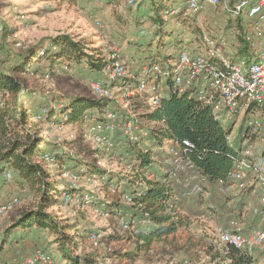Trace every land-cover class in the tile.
<instances>
[{
	"label": "rangeland",
	"instance_id": "obj_1",
	"mask_svg": "<svg viewBox=\"0 0 264 264\" xmlns=\"http://www.w3.org/2000/svg\"><path fill=\"white\" fill-rule=\"evenodd\" d=\"M182 0H137L134 7L126 0H0V71L10 73L22 80L29 91L26 102L31 108L30 120L40 127L41 138L44 139L42 147L44 154L39 158L40 163L49 171L50 179L59 189V194L53 192L55 199L46 207L49 212L58 217L65 224H77V229H68L75 237L73 254L90 256L96 260L94 264H211L210 255L206 248L210 245L206 239L216 240L217 226L225 223L224 217L230 206L244 199L245 207L242 213L243 223L246 226L254 224V210L259 207V196L255 191L245 198L247 192L238 187H226L220 183L201 181L196 172L184 169L174 189L178 192L180 212L186 217L187 225L184 231L197 242L191 252L185 247H172L164 241H156L151 246L142 247L130 233L122 230L118 219L112 213L109 216L95 211L93 204L79 205L66 203L63 199L65 192L75 188L83 193L93 194L95 199L105 203L126 205L124 195L130 193L138 183L128 186L132 178L128 168L131 156H125L129 144L120 138V131H114L116 148L104 151L98 148L88 137L86 130L98 119L101 113L93 111V118L69 122L67 118L56 121L60 115L62 104H56L55 99L60 96L93 97L89 84L92 80H107L108 75L102 71L92 69L86 62L64 61L59 58L53 64L51 73V59L35 55L25 71L14 68L26 61L23 57L29 48L52 47L51 37L70 35L75 40L87 44L90 53H101L106 59L116 52L127 67L128 76L136 73L143 65H147L145 57L148 53L161 54V59H175L183 50L193 54L205 52L203 42L204 31L215 36L227 35L238 41H229L223 51L231 59L239 58L241 40L240 18H235L223 7H207L202 14L200 23L185 19H176L165 25V31L155 35L158 25L155 10H161ZM226 1V0H223ZM162 13V12H161ZM9 30L5 35L3 30ZM155 35V36H154ZM146 42V44H143ZM264 47V45H262ZM145 49V50H144ZM260 49V48H259ZM162 62V61H161ZM49 74V78L46 75ZM160 91L164 90V81L159 83ZM121 82L111 85L114 88L115 98L110 99L116 109L118 119L137 117L142 125L156 126L155 123L143 118L145 112L141 107L140 98L132 99L122 97L124 91L120 89ZM116 95H119L117 97ZM58 106L56 116L51 119L45 117L44 110L50 111ZM40 115H44L40 118ZM263 116L264 113L254 107L250 112L243 110L240 114L225 115V125L231 126L232 141L238 140L244 147L252 145L253 158L264 163V141L262 135L246 131L247 121L251 116ZM152 144L148 139L145 144ZM159 151V150H157ZM156 152V151H155ZM159 151L153 168L163 170L161 162L167 163L169 158ZM66 163L77 164L80 161L86 164V174H77L72 167L56 161L58 157ZM131 157V158H130ZM136 160V159H135ZM137 163V161H136ZM90 165V166H89ZM94 165L105 171V177L88 174ZM165 165V164H164ZM89 166V167H88ZM64 168H68L78 175L73 180L64 175ZM108 177L112 183L108 184ZM183 184L186 186L184 187ZM74 186V187H73ZM259 189V188H258ZM257 189V190H258ZM255 190V189H254ZM247 196V197H248ZM17 198L18 202L8 211L0 213V236L18 219L23 211L36 208L39 201L38 193L26 182H21L16 176L12 181L0 177V205ZM54 199V198H53ZM227 204V205H226ZM224 220V222H222ZM227 221V220H226ZM115 233L124 239H116L110 243L104 238ZM99 234L98 238L93 235ZM55 235L34 227L25 242L8 244L11 249L4 256H0V264L11 255H33L37 250H44L51 254L57 264L68 263L63 253L58 250ZM201 239V240H200ZM13 247V248H12ZM213 251H216L213 246ZM262 257L257 254V264H264V247ZM217 264H225L220 260ZM93 264V263H89Z\"/></svg>",
	"mask_w": 264,
	"mask_h": 264
},
{
	"label": "trees",
	"instance_id": "obj_2",
	"mask_svg": "<svg viewBox=\"0 0 264 264\" xmlns=\"http://www.w3.org/2000/svg\"><path fill=\"white\" fill-rule=\"evenodd\" d=\"M155 13H158L156 16L158 25H156L154 32L157 35L160 31H165L166 24L162 19L159 8L155 10ZM240 26L242 31L241 23ZM7 31L9 32V30L5 29L2 33L5 35ZM51 41L52 47L50 48L47 46L39 48V50L33 49V47L29 48L23 56L26 61L19 63L14 68L25 71L32 58L39 54L43 58L48 57L51 59V73L54 72L53 64L59 58L67 62H86L92 69L98 71L104 70L109 65V61L104 55L96 52L90 53L86 43L81 40L77 41L70 35L63 34L51 37ZM143 44H146V42ZM238 52L239 58L245 57L249 60L253 57L250 53V45L242 37ZM161 56V54L148 53L145 57V62L150 65L170 60L161 59ZM164 83V90L163 92L160 91L161 105L156 109H150L145 92L136 91L134 93L135 98L141 99L140 104L145 111L143 118L156 123V127L153 128L145 126L149 131L148 140L154 138L155 144L166 137L189 140L194 145V148H191L185 154V158L195 165L198 176L204 177L207 182L220 183L231 188L233 181L230 177V171L243 152V145L238 140L231 142L229 139L232 133L231 126H226L216 119L212 108L201 101L193 89L179 92L171 82L164 81ZM28 91L29 89L25 87L19 77L0 71V177L4 179L5 171L11 169L13 178L16 176L22 183L26 182L39 195L37 207L23 211L20 217L0 236V256H4L5 253L10 251L9 247H7L8 244L25 242L33 228L38 227L40 230L48 231L55 235V242L58 243L59 252L63 253L64 259L68 260L66 264H94L96 260L90 256L73 254L72 248L76 241L68 229L75 230L78 225L63 223L46 208L51 201L57 200L52 193L57 192L58 195L59 189L55 186L54 181L50 179L49 171L39 161V158L44 154L42 144L45 141L41 138L38 124L30 120L31 108L28 107L26 102ZM55 102L64 106L60 111V115L56 117V121L62 120L63 117L67 118L69 122L91 119L93 118V111L97 110L101 115L93 121L95 123L105 121L108 111L117 112L113 105H110L111 100L108 98L96 99L89 96L67 97L64 95L58 99L56 98ZM254 107L257 106L252 103L247 111L250 112ZM58 108L56 106L54 110L50 111L49 118L53 119L56 116ZM120 135V138L126 140L129 144V148L125 150L124 155L131 156L133 160L136 159L135 161H137L133 171H131L133 177L129 179L127 184L128 186H133V184L138 183L139 186H135L130 192L133 197L130 204H109L96 199L93 202L94 205H103L115 218L124 213L139 216L149 213L152 219L151 224L139 226L135 230L128 232L130 237L135 239L141 247L142 245L149 247L156 241H164L172 247H185L188 252H191L197 242L190 234L184 231V227L188 226V223L186 217L179 210L178 203L182 202L178 199V192L174 189L175 183L179 179L177 178L172 186L166 185L164 181L169 160L167 163L161 162L163 167H160L163 170H155L153 165L156 162L159 151L155 152L154 149L149 148L145 144L146 138L140 141H131L122 133ZM61 160H64L63 156L58 157L56 161L64 164ZM86 165L88 164L82 161L77 164H64L65 167H74L73 170L79 175L87 173L85 172L87 170ZM151 173L154 174L153 177H150ZM88 174L91 176L95 174L101 178L105 177V171L97 165L89 169ZM112 181L113 178L108 177V184L112 183ZM183 186L186 187L184 184ZM254 188L255 185L250 186L246 190L245 198H249L248 195L254 191ZM257 189L256 192L259 194L260 189ZM245 202L244 199L237 201L235 205L230 206L228 213L233 212L232 215L242 221ZM168 205L172 206L173 214L168 213ZM263 211L264 209L262 211L259 210L258 213L256 209L255 213L254 210L255 221L254 224L248 226L249 229L258 226L262 221L264 224V220H262V217H264ZM230 216L224 217L225 222ZM116 239L123 240L124 237L111 233L104 238L105 241L110 243L115 242ZM206 250L210 255L211 263L218 260L226 263L227 259H230L232 261L231 264H257V254L262 257V252L258 253L260 249L255 257H249L233 246H227L226 254L217 250L213 251L212 245H208ZM9 263L10 257L4 264Z\"/></svg>",
	"mask_w": 264,
	"mask_h": 264
},
{
	"label": "built area",
	"instance_id": "obj_3",
	"mask_svg": "<svg viewBox=\"0 0 264 264\" xmlns=\"http://www.w3.org/2000/svg\"><path fill=\"white\" fill-rule=\"evenodd\" d=\"M103 1V0H97ZM127 4L134 7L137 0H126ZM207 7H223L235 18H240L243 27L241 37L250 45L251 59L245 57L237 61L231 59L223 51L224 46L229 41L236 42L238 38L220 35L204 31L203 42L205 52L193 54L188 50H183L175 59L167 62H157L150 65H143L136 73L127 74V67L121 60L118 53L114 52L107 60L109 65L104 69L108 75L107 80L95 79L89 84L91 95L96 99H113V83L121 82L120 89L124 91L122 97L132 99L136 91L145 92L147 103L151 110L161 105L160 82L168 81L173 84L179 92L193 89L198 98L212 108L216 119L225 123L227 114H240L243 110L247 112L249 106L254 103L257 108L264 113V0H182L164 7L161 16L165 24L176 19L190 20L200 23L203 11ZM260 48V49H259ZM49 78V74L46 75ZM119 97V95H116ZM45 117H49V111L44 110ZM43 115V116H44ZM40 115V118H43ZM151 122V121H150ZM155 123V122H153ZM156 124V123H155ZM147 127V126H146ZM142 125L137 117L118 119V116L108 111L105 121L92 123L85 132L98 148L104 151H112L116 148V140L113 137L114 131H120L131 141H140L149 138V131ZM156 127V126H154ZM150 128H153L150 127ZM246 131L252 134L262 135L264 141V115L251 116L246 125ZM232 142L231 137H229ZM152 144L149 148L154 151H161L168 155L169 161L165 172L164 181L166 185L172 186L173 182L181 176L184 169L196 172L195 165L185 158V154L194 148V145L186 139L176 137L163 138L155 144V139L150 138ZM147 148V149H149ZM242 156L236 160L230 177L232 186L240 190H247L255 185L260 189V207H264V163H260L253 158L252 145L242 149ZM125 160V155L121 157ZM135 160L130 161L128 168L133 171ZM64 175L75 180L76 173L64 168ZM197 173V172H196ZM154 174L151 173L150 177ZM201 181L206 183V179L201 177ZM3 178L12 181L13 171H5ZM74 187V186H73ZM63 199L66 203L79 205L93 204L96 200L93 194L83 193L78 189H71L65 192ZM133 197L130 193L124 195L126 204L132 203ZM18 199L15 198L0 205V213L12 209ZM172 206H167L169 214H173ZM95 211L102 215L109 216L111 212L103 205L95 206ZM264 213V211H263ZM119 227L127 232H131L139 226H148L152 219L149 213L144 216L124 213L118 218ZM264 220V217H262ZM245 223L231 214L229 219L217 226L215 230L216 240L206 239L214 249L221 253H227V246H233L249 257H255L258 250L264 247V224L263 221L251 229L245 228ZM98 238L99 234L93 235ZM227 259L225 264H231ZM9 264H57L51 254L44 250H37L33 255H11ZM160 264V263H159ZM211 264H217L213 262Z\"/></svg>",
	"mask_w": 264,
	"mask_h": 264
},
{
	"label": "crops",
	"instance_id": "obj_4",
	"mask_svg": "<svg viewBox=\"0 0 264 264\" xmlns=\"http://www.w3.org/2000/svg\"><path fill=\"white\" fill-rule=\"evenodd\" d=\"M252 153H253V151H252ZM179 179V178H178ZM231 188H233V186L231 187ZM255 192H256V190H254ZM260 202V201H259ZM235 205V204H234ZM259 207H260V203H259ZM259 207L257 208V212L259 213ZM246 225V224H245ZM245 228L248 230L249 229V227H247V226H245ZM13 248V247H12ZM11 250V249H10Z\"/></svg>",
	"mask_w": 264,
	"mask_h": 264
}]
</instances>
